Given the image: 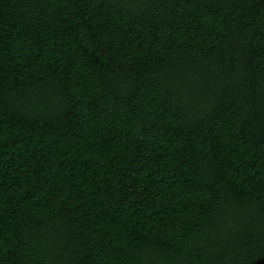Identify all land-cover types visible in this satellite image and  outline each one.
I'll use <instances>...</instances> for the list:
<instances>
[{"label": "trees", "instance_id": "1", "mask_svg": "<svg viewBox=\"0 0 264 264\" xmlns=\"http://www.w3.org/2000/svg\"><path fill=\"white\" fill-rule=\"evenodd\" d=\"M0 264H264V0H0Z\"/></svg>", "mask_w": 264, "mask_h": 264}]
</instances>
